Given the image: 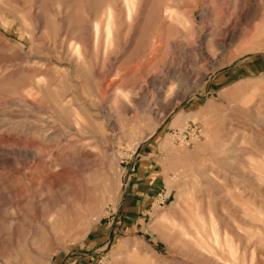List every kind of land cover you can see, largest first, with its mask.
<instances>
[{
  "label": "rangeland",
  "instance_id": "1",
  "mask_svg": "<svg viewBox=\"0 0 264 264\" xmlns=\"http://www.w3.org/2000/svg\"><path fill=\"white\" fill-rule=\"evenodd\" d=\"M0 264H264V0H0Z\"/></svg>",
  "mask_w": 264,
  "mask_h": 264
}]
</instances>
